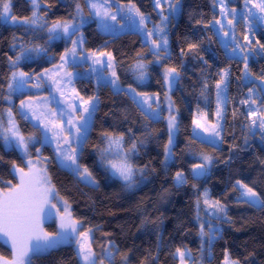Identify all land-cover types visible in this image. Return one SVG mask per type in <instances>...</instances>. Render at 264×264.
Masks as SVG:
<instances>
[{
  "label": "snow or ice",
  "instance_id": "6c2138e0",
  "mask_svg": "<svg viewBox=\"0 0 264 264\" xmlns=\"http://www.w3.org/2000/svg\"><path fill=\"white\" fill-rule=\"evenodd\" d=\"M30 3L31 15L21 18L12 12L11 0H0V24L23 29L28 36L27 39L24 34L12 36L9 44L12 54L7 55L6 91L2 94L9 107L5 109L6 122L0 119V138L7 150L19 153L21 162H11V179L0 178V239L11 248V258L0 256V264H33L35 259L67 245H75L78 264H133L130 259L133 250H122L111 239L99 245V253L94 249L93 227L85 230L83 221L71 211L69 201L60 195L48 170L50 158L44 156L42 149L51 148L57 166L92 191L100 189L98 174L107 182L119 181L126 192L135 191L147 181L157 169L147 164L140 166L135 158L146 150L153 138H156L158 146H162L160 163L163 171L168 173L171 170L177 163V137L181 124L180 108L176 106L172 93L180 83L181 71L171 63L169 26L182 15L184 6L181 0H152V11L159 19L157 23L151 13L141 10L135 0H83L82 3L81 0H73L71 11L66 16H50L54 5L46 0H30ZM217 5L219 18L213 16L204 28L213 30L212 35L224 50L227 60L242 65L236 79L238 87L246 89V93L236 103L247 105L242 113L247 122V134L243 136L247 145L248 135L255 136L257 132L264 140V69L257 75L249 64L251 59L264 56V43L254 36L257 28L264 29V0H244L243 11L239 12L235 7H229L226 0H214V8ZM93 22L98 31L112 39L123 34L143 39L141 51L129 68L139 86L149 79V66H159L162 72L157 82L162 81L165 88L163 103L159 92L138 91L132 84L127 88L123 86L117 71V58L108 50V41L102 48L85 47V28ZM241 23L246 31H242L238 39L236 31ZM207 39L211 41L212 36ZM57 42L63 46L58 58L51 51ZM202 44L204 39L189 42L187 53L207 66L201 69L200 96L207 103L209 89L214 88L216 119L214 123L209 122L208 113L197 104L192 136L181 149L183 154L191 157L190 173L186 174L183 168H179L172 176L173 187L181 188L191 183L196 191L195 220L200 237L199 257L194 256L190 248L175 249L174 256L178 257L179 264H206V260L207 264H212L214 245L223 238V229L213 222L231 221L227 204L213 199L209 189L200 190V184L211 176L214 162L218 159L213 153L222 151L226 142L225 121L232 85L230 66L217 69V78L209 80L208 69L212 65L201 55ZM180 53L183 57L185 49L181 48ZM39 61H46L50 67L41 65V71L34 68L25 70L26 66ZM84 80L95 82L94 94H82L76 87L78 81ZM29 88L36 89L37 94L20 100V116L32 123L35 131L25 134L13 115L11 105L14 95H24ZM45 88L49 95L42 97L39 92ZM101 89L111 90L113 96L128 97L142 123L139 135L131 127L126 131L101 130L100 143L93 148L96 164L89 166L82 163V158L89 147V133L100 110L98 93ZM37 100L41 102L38 104ZM232 116L236 118L235 108ZM123 118L130 119L126 111ZM162 121L165 122L164 129L156 128ZM162 131L166 142L160 139ZM197 142L199 148L194 147ZM229 147L236 151L234 142ZM240 150L245 149L241 147ZM233 160L234 157L229 155L223 162L228 164ZM96 168L99 172L94 171ZM261 183H264V178ZM231 190L238 193L235 197L238 204L264 212V192L246 183L244 178H236ZM169 194L170 190L164 189L160 199L166 200ZM58 204L61 207H57ZM50 220L55 221L56 231L46 229L45 224ZM162 223L159 217L152 220L145 215L140 227L155 224L159 231ZM104 235L110 237L112 233L105 232ZM157 239L159 241L160 237ZM161 248L162 243H158L155 252L148 250L139 264H160ZM223 264H241V261L226 254Z\"/></svg>",
  "mask_w": 264,
  "mask_h": 264
},
{
  "label": "trees",
  "instance_id": "16d2710c",
  "mask_svg": "<svg viewBox=\"0 0 264 264\" xmlns=\"http://www.w3.org/2000/svg\"><path fill=\"white\" fill-rule=\"evenodd\" d=\"M45 2V0H42ZM54 5L49 15L66 16L71 11L73 0H46ZM83 0H81V3ZM142 11L151 13L152 19L159 23L158 17L152 11V0H135ZM184 11L173 24L169 26V44L172 52L171 63L180 68L181 79L172 93L176 106L180 108V131L177 137L176 159L177 163L172 166L168 173L163 171L160 161L163 159L162 146H158L156 138H153L147 145L146 150H142L136 157V162L143 166L155 167L157 171L152 173L147 181L140 184L133 192H126L122 189L119 181L107 182L101 175L100 189L92 191L82 184H79L75 177L60 169L55 163L51 148L42 149L44 156L50 158L48 170L52 176L60 195L66 198L71 204V211L76 218L83 221L85 230L91 226L94 229L93 247L99 253V245L108 239L115 241L122 250L131 248L133 250L130 259L133 264L147 254L148 250L155 252L157 244L162 243L160 251V264H179L174 256L177 247H187L193 250V255L199 257L200 237L198 226L195 220V199L196 191L191 183L181 188L173 187L172 176L174 172L183 168L190 173L189 161L191 157L183 154L181 149L192 136V120L197 113V104L203 111L208 113L209 122L215 121V91L209 89L208 101L205 103L200 96L201 72L206 65L194 59L193 55L187 53V45L191 41L199 42L204 39L201 55L212 65L208 69L209 80L216 79L215 72L222 67L230 66L232 69V85L229 88L231 102L227 105L225 143L222 151L213 153L218 157L212 169L211 176L200 184V190L209 189L213 199H219L228 206V215L231 221L218 223L214 221L216 227L222 228V239H218L213 248L212 264H223L225 255L232 259H239L241 264H264V212L249 208L247 205L238 204L235 197L238 193L232 192L231 185L236 178H244L246 183L255 187L258 191L264 192V140L259 132L255 136L248 135V143L244 144L243 136L246 135L245 124L247 123L242 113L246 111L247 105L240 106L236 102L243 98L246 89L238 87L236 77L240 75L242 65L227 60L224 50L220 48L216 37L212 35V29H205L204 24L210 23L213 16L218 18L214 10L212 0H181ZM12 12L18 17L30 16L32 6L30 0H11ZM24 34L23 29H15L9 25L0 24V115L6 109V103L2 99L3 92L6 91L8 75L7 55H11L9 48L13 35ZM255 38H261L264 43V29H259L255 33ZM212 36V40L207 39ZM86 48H102L108 41V50L114 52L118 62L117 71L120 74L121 83L125 88L129 84L137 87L138 91L159 92L161 101L164 100L165 88L160 80L162 70L158 65H150V77L146 83L137 86L134 76L129 68L134 62L137 53L141 51L143 39L132 34H123L116 39L102 34L97 29L95 22L86 25L85 28ZM185 49V55L181 57L180 49ZM63 50L62 44L57 42L51 51L58 54ZM151 59V57H149ZM33 63L26 66V71L33 68L41 71L44 67H50L47 62ZM252 71L259 75L264 69V56L251 59L249 61ZM182 65V67H181ZM83 71V70H82ZM76 87L82 94L92 95L95 92V82L88 80L78 81ZM101 97L100 110L96 113V122L93 130L89 133V147L85 149L82 163L92 166L96 164V154L93 148L100 143L99 135L101 130L126 131L129 127L139 135V127L142 120L137 113L135 106L126 96H113L111 90L101 89L98 93ZM18 98L14 106V116L21 130L25 134L33 133L35 130L32 123L23 120L20 116ZM236 110V118L233 119V109ZM130 116L129 120L123 118L124 112ZM167 113L165 112V115ZM135 121V122H133ZM164 129L165 122L162 121L155 126ZM38 134V133H37ZM160 139L166 142V135L162 131ZM235 143L236 151H232L230 144ZM194 147L199 148L197 142ZM243 147L245 150L241 151ZM211 152V149H207ZM234 157L233 161L225 164L223 161L228 156ZM20 163L18 152L9 151L5 148L2 138H0V178L11 179V162ZM94 171L99 172L96 168ZM164 189H169L170 194L166 200H161L160 196ZM147 215L150 219L156 220L158 217L163 220L156 230L155 224H150L141 228V222ZM48 231H56L55 221L45 224ZM105 232L112 233L110 237L104 235ZM160 237L159 241L157 237ZM254 253V255H251ZM0 256L11 258V248L0 240ZM249 257V259H245ZM33 264H78L76 248L73 245L62 246L50 254H46L34 260ZM207 264V260H206Z\"/></svg>",
  "mask_w": 264,
  "mask_h": 264
},
{
  "label": "rangeland",
  "instance_id": "374dc122",
  "mask_svg": "<svg viewBox=\"0 0 264 264\" xmlns=\"http://www.w3.org/2000/svg\"><path fill=\"white\" fill-rule=\"evenodd\" d=\"M226 2L228 3V5H229V7H235L236 9H237V11L239 12V11H243V4H244V0H226ZM212 3H213V7H214V0H212ZM11 5H12V3H11ZM32 6V5H31ZM214 10L216 11V13H217V15H218V18H219V7H218V5L214 8ZM178 19V18H177ZM176 19V20H177ZM175 20V21H176ZM10 26V25H9ZM260 28H257L256 30H255V32L257 31V30H259ZM242 31H246L244 28H243V24L241 23V24H238V26H237V31H236V35H237V38L239 39V38H241V32ZM254 36H255V34H254ZM46 61H43V62H41V63H45ZM258 83V82H257ZM37 94V90L36 89H33V88H29L27 91H26V93L24 94V95H21V94H19V93H17L16 95H14L13 97H12V105H11V107H12V111L14 110V106H15V104H16V101H17V99L18 98H23V97H25L24 98V100H27L28 99V95H33V96H35ZM39 95H41L42 97H46V96H48L49 95V92H48V90L45 88V89H41L40 90V92H39ZM164 101V100H163ZM163 101H161L162 103H163ZM5 102V101H4ZM41 101H39V100H37L36 101V103H40ZM6 103V108H8L9 107V105L7 104V102H5ZM52 107H55V104H53L52 105ZM18 108H19V110H20V102H19V104H18ZM13 115H14V113H13ZM15 117V116H14ZM0 119H3L5 122H6V120H7V115H6V112H5V110L2 112V114L0 115ZM16 119V118H15ZM215 119H216V117H215ZM215 122V121H214ZM213 122V123H214ZM202 135H204L203 133H202ZM57 207H61V205L60 204H58L57 205ZM203 204L201 205V208L203 209ZM202 216L204 215L203 214V211H202ZM48 222H52L51 220L50 221H48ZM48 222H46V223H48ZM214 223V222H213ZM1 241H3L2 239H0ZM6 245H8V244H6ZM9 247H10V245H8ZM73 246H75V245H73ZM76 248V247H75ZM177 259H178V257H177ZM178 261H179V259H178Z\"/></svg>",
  "mask_w": 264,
  "mask_h": 264
},
{
  "label": "crops",
  "instance_id": "0c3cea01",
  "mask_svg": "<svg viewBox=\"0 0 264 264\" xmlns=\"http://www.w3.org/2000/svg\"><path fill=\"white\" fill-rule=\"evenodd\" d=\"M101 32V31H100ZM102 33V32H101ZM102 34H104V33H102ZM105 35V34H104Z\"/></svg>",
  "mask_w": 264,
  "mask_h": 264
}]
</instances>
